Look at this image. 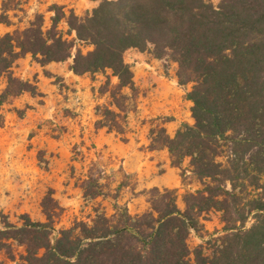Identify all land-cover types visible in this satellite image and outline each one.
Here are the masks:
<instances>
[{
  "label": "trees",
  "instance_id": "1",
  "mask_svg": "<svg viewBox=\"0 0 264 264\" xmlns=\"http://www.w3.org/2000/svg\"><path fill=\"white\" fill-rule=\"evenodd\" d=\"M98 1L84 18L53 6L50 28L36 14L27 28L0 37V78L7 76L0 105L10 96L36 93L12 75L17 60L30 54L47 65L72 57L74 44L58 29L62 20L78 41L93 47L76 50L72 72L110 70L119 81L115 87L106 82L117 111L100 112L97 128L125 133L122 90L134 89L123 58L127 50L169 58L177 64L179 83L192 86L193 124L174 137L163 127L153 130L150 149H167L174 167L189 158L203 188L185 195L184 210L174 190L153 188L146 192L150 211L142 215L115 204L112 216L96 210L90 223L77 221L59 231L54 223L63 209L49 194L42 201L45 222L24 215L17 225L1 218L0 264H264V197L251 193L264 190V0H222L219 7L210 0ZM16 5L2 0L0 23L10 24L6 13ZM80 188L86 198L104 195L91 172ZM211 211L221 213L224 235L213 240L209 254L205 246L192 252L191 230L199 231V218Z\"/></svg>",
  "mask_w": 264,
  "mask_h": 264
},
{
  "label": "rangeland",
  "instance_id": "2",
  "mask_svg": "<svg viewBox=\"0 0 264 264\" xmlns=\"http://www.w3.org/2000/svg\"><path fill=\"white\" fill-rule=\"evenodd\" d=\"M210 1L215 7L222 2ZM16 4L6 13L10 24L0 23V37L27 28L36 14L44 17V28H50L53 6L63 8L67 16L73 12L84 18L99 1L16 0ZM2 14L0 0V17ZM58 29L74 44L72 57L47 65L30 54L20 58L12 75L32 84L36 93L10 96L0 105V228L3 216L17 225L24 215L45 222L42 201L49 194L63 209L54 223L56 231L69 229L77 221L90 223L96 210L112 216L115 204L127 207L132 215H142L150 211L146 192L153 188L174 190L177 205L184 210L185 195L203 185L193 174L189 158L180 167L172 166L167 149H150V138L160 127L174 137L184 124H193V104L188 99L191 84L179 83L177 64L169 58L129 49L123 58L133 73L134 89L122 90L126 97L125 133L97 128L100 112L105 108L117 111L105 92L106 82L109 79L115 87L119 81L110 70L74 74L71 65L76 50L87 53L93 47L78 41L65 20ZM6 86L7 76L1 77L0 96ZM90 172L104 185L103 196L84 197L80 186ZM261 184L264 186V174ZM251 193L264 197V190ZM221 217L220 212L211 211L199 218L202 228L197 232L192 229L188 239L192 252L205 246L209 254L213 240L224 235ZM252 223L249 219L246 226Z\"/></svg>",
  "mask_w": 264,
  "mask_h": 264
}]
</instances>
